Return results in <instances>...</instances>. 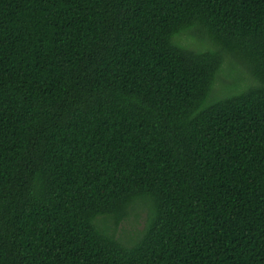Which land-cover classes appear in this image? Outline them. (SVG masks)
Returning a JSON list of instances; mask_svg holds the SVG:
<instances>
[{
  "label": "trees",
  "instance_id": "16d2710c",
  "mask_svg": "<svg viewBox=\"0 0 264 264\" xmlns=\"http://www.w3.org/2000/svg\"><path fill=\"white\" fill-rule=\"evenodd\" d=\"M0 264H264V0H0Z\"/></svg>",
  "mask_w": 264,
  "mask_h": 264
},
{
  "label": "rangeland",
  "instance_id": "374dc122",
  "mask_svg": "<svg viewBox=\"0 0 264 264\" xmlns=\"http://www.w3.org/2000/svg\"><path fill=\"white\" fill-rule=\"evenodd\" d=\"M192 36L194 39L198 42L201 40L197 38V36H200L199 32L197 30L192 31ZM191 48H194L190 45ZM228 67L225 69L223 67L224 74L222 75V80L220 84V93L216 95V97L212 94L204 103V107L212 104L213 102L223 99L227 96H231L235 93H238V91L242 90L241 87L244 86H250L253 85V83H249V78H248V71L245 68V66L236 58V57H229L228 59ZM232 74V76H231ZM228 78L231 79V81H228ZM240 89V90H239Z\"/></svg>",
  "mask_w": 264,
  "mask_h": 264
}]
</instances>
